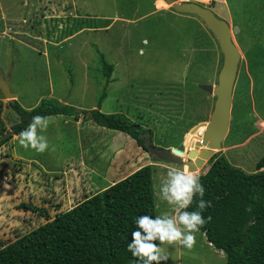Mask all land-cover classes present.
Listing matches in <instances>:
<instances>
[{"label": "rangeland", "instance_id": "obj_1", "mask_svg": "<svg viewBox=\"0 0 264 264\" xmlns=\"http://www.w3.org/2000/svg\"><path fill=\"white\" fill-rule=\"evenodd\" d=\"M186 1L239 28L233 42L241 59L219 152L253 172L264 155V0ZM102 61L112 65L108 81ZM221 63L217 40L203 22L164 0H0V72L10 76L17 102L30 109L52 97L77 110L96 108L101 99L102 112L138 118L149 150L152 144L189 150L200 141L205 125L183 132L208 121L214 96L200 86L216 84ZM0 100L8 135L19 118L1 92ZM50 117L44 134L55 151L26 150L13 136L0 147L1 242L45 222L43 209L53 218L148 163L155 216L172 214L159 188L168 168L184 166L153 165L152 152L127 134L82 117ZM21 203L34 209L23 210ZM195 235L191 250L162 245L169 260L161 264H226L222 250L209 246L200 230Z\"/></svg>", "mask_w": 264, "mask_h": 264}, {"label": "trees", "instance_id": "obj_2", "mask_svg": "<svg viewBox=\"0 0 264 264\" xmlns=\"http://www.w3.org/2000/svg\"><path fill=\"white\" fill-rule=\"evenodd\" d=\"M102 62L108 81L112 65ZM6 105L19 120L7 135L1 115L4 103L0 100V147L25 129L33 116L63 114L123 132L150 152L141 136L144 128L138 118L102 112L101 99L96 108L77 110L52 97L41 99L30 109L23 108L16 99ZM148 131L152 141V130ZM151 157L152 162L159 160L152 154ZM206 164L200 177L205 187L203 199L210 201L211 206L203 215L211 216V221L200 231L211 245L222 250L226 264H264V155L256 162L254 172L232 165L220 152L214 153ZM249 207L250 212L246 211ZM19 208L34 209L24 203ZM195 208L194 201L188 210ZM43 211L45 222L8 243L0 241V264H137L127 245L136 228V218L145 214L155 217L151 164L140 166L71 208L57 212L53 218Z\"/></svg>", "mask_w": 264, "mask_h": 264}, {"label": "clouds", "instance_id": "obj_3", "mask_svg": "<svg viewBox=\"0 0 264 264\" xmlns=\"http://www.w3.org/2000/svg\"><path fill=\"white\" fill-rule=\"evenodd\" d=\"M52 122V117L37 114L25 129L13 135V139L26 150L32 149L37 153L55 151V146H50L44 134ZM184 149L182 146L181 150ZM174 155L183 159V154L178 151H174ZM204 195L205 187L198 171L190 170L187 166L182 170L175 167L167 169V175L161 181L159 196L172 206V214L165 212L155 217L145 214L136 218V228L131 232L132 239L127 250L136 258L137 264H161L162 261H168L169 255L162 247L164 244L179 245L189 250L195 246V233L211 221V216L203 215V211L211 206L210 201L203 199ZM194 201L196 208L189 211ZM246 211L250 212L251 207Z\"/></svg>", "mask_w": 264, "mask_h": 264}, {"label": "water", "instance_id": "obj_4", "mask_svg": "<svg viewBox=\"0 0 264 264\" xmlns=\"http://www.w3.org/2000/svg\"><path fill=\"white\" fill-rule=\"evenodd\" d=\"M169 7L177 13L191 14L198 17L205 27L217 40L219 51L222 55L221 67L217 73L215 85L203 84L200 87L214 96L213 107L207 122H200L193 126L190 133L203 124L204 130L200 142H195L189 150L153 147L150 151L157 159L166 163L187 166L196 171L215 153L221 150L229 128L230 109L232 104L233 88L237 77L240 51L233 42V34L238 32L237 26L231 27L225 20L216 16L209 8L186 0H164ZM10 76L3 77L0 72V92L6 100H14L15 95L10 90ZM203 146V147H202ZM174 151L186 153L181 159L174 155Z\"/></svg>", "mask_w": 264, "mask_h": 264}, {"label": "crops", "instance_id": "obj_5", "mask_svg": "<svg viewBox=\"0 0 264 264\" xmlns=\"http://www.w3.org/2000/svg\"><path fill=\"white\" fill-rule=\"evenodd\" d=\"M10 90H11V89H10ZM13 94H14V93H13ZM14 95H15V94H14ZM15 99H16V95H15ZM75 120H76V119H75ZM83 121H84V120H83ZM76 123L78 124V123H80V122L77 121ZM171 147H173V146H164V145L162 146V148H171ZM149 151H150V150H149ZM150 152H151V151H150ZM154 163H155V164H154ZM154 163H152V164H153V165H159V166H162L163 168H166V167H167V166H166L167 163L164 162V161H161V160H158V161H156V162H154ZM206 163H207V161L203 164L202 167H204V166L206 165ZM148 164H149V163H148ZM202 167H201V168H202ZM201 168H198L196 171L200 170ZM206 169H207V168H206ZM205 171H206V170H205ZM253 172H254V171H253ZM203 173H204V172H203ZM112 183H113V182H112ZM112 183H111V184H112ZM101 189H102V188H101ZM101 189H99V190H101ZM99 190H98V191H99ZM95 192H97V191H95ZM92 194H93V193H92ZM90 195H91V194L86 195V196H90ZM86 196H85V197H86ZM85 197H84V198H85ZM84 198H83V199H84ZM83 199H81V200H83ZM81 200H80V201H81ZM78 202H79V201H78ZM78 202H77V203H78ZM77 203H76V204H77ZM74 205H75V204H74ZM202 235L204 236V239H206L205 234H204L203 232H202ZM206 241H207V240H206ZM207 243H208L209 246L214 247V246L211 245L208 241H207ZM214 248H215V247H214ZM215 249H216V248H215ZM216 251L218 252L219 249H216ZM218 253H219V252H218Z\"/></svg>", "mask_w": 264, "mask_h": 264}, {"label": "bare ground", "instance_id": "obj_6", "mask_svg": "<svg viewBox=\"0 0 264 264\" xmlns=\"http://www.w3.org/2000/svg\"><path fill=\"white\" fill-rule=\"evenodd\" d=\"M200 1L206 2L207 0H200ZM192 135H193V134H192ZM192 135H191V136H192ZM191 136H190V137H191ZM185 146H186V145H184V147H185ZM202 147H203V146H202Z\"/></svg>", "mask_w": 264, "mask_h": 264}]
</instances>
